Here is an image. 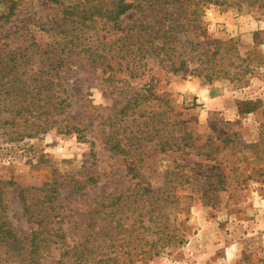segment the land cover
<instances>
[{
  "label": "rangeland",
  "instance_id": "obj_1",
  "mask_svg": "<svg viewBox=\"0 0 264 264\" xmlns=\"http://www.w3.org/2000/svg\"><path fill=\"white\" fill-rule=\"evenodd\" d=\"M14 1V13L9 15L12 1L0 0L1 51L31 43L37 45L35 49L46 47L54 40L49 20L83 0ZM230 1L202 3L191 35L234 39L242 56L257 49L259 54L242 80L221 78L204 84L197 75L155 72L153 63L144 75L128 78L130 86L140 88L151 73H158L157 88L167 91L172 100L164 119L168 123L165 133L173 135L181 129L182 136H187L183 149L160 152L154 141L145 138L139 142L138 160L132 162L134 147L130 153L118 154L102 146L100 123L118 112L126 95L91 71L85 64L89 57L85 51L73 57L74 71L67 72L73 102L65 116L85 117L91 139L55 129L42 137L24 138L0 130V180L4 182L0 213L20 237L26 238L32 226L17 195L20 188L41 186L53 177L64 188L61 205L74 216L70 226L84 222L90 208L103 199L112 201L121 193L136 194L146 188L175 187V196L183 193L180 208H172L175 203L168 201L176 236L164 240L160 253L145 264H264V7L248 8ZM151 8L148 5L147 13ZM141 15L132 8L119 24L124 28L138 24ZM125 35L126 31L107 33L104 53L109 54L111 46L119 49L127 44L126 38L116 42ZM85 37L84 46H97L93 31ZM124 54L113 52L112 56ZM148 104V109L158 111L150 115L160 120L162 107L157 102ZM76 180L82 183L79 189ZM151 196L146 197L150 200ZM0 264H9L3 253ZM44 264H52L51 259Z\"/></svg>",
  "mask_w": 264,
  "mask_h": 264
},
{
  "label": "trees",
  "instance_id": "obj_2",
  "mask_svg": "<svg viewBox=\"0 0 264 264\" xmlns=\"http://www.w3.org/2000/svg\"><path fill=\"white\" fill-rule=\"evenodd\" d=\"M11 1L9 15L16 5ZM224 1L227 0H83L66 6L48 22L52 24L48 31L54 34L52 43L36 49L37 45L31 43L0 50V130L24 138L42 137L55 129L75 133L82 140L91 139L85 117L65 116L73 102L67 72L74 71L73 57L85 51L89 53L85 64L91 71L126 95L112 119L107 116L100 123L104 127L102 146L118 154L130 153V147H134L132 162L138 160L139 142L145 138L154 141L160 152L183 149L187 136H182L181 129L173 135L165 133L168 123L164 119L172 100L167 91L157 88L155 72L197 75L204 84L221 78L236 82L251 70L253 58L259 54L254 48L242 56L234 39H215L206 33L204 39L191 35L199 6ZM230 2L248 8L264 7V0ZM148 5L153 10L147 13ZM135 7L142 12L141 21L121 27V16ZM90 31L98 36L96 47L84 46ZM111 31L121 35L126 31L116 42L124 38L129 42L119 49L111 46L107 54L104 37ZM113 52L125 54L114 58ZM151 63L157 69L150 80L140 88L130 86L128 80L151 70ZM150 102L162 107L160 120L150 115L158 112L148 109ZM75 182L79 189L81 181ZM3 183L0 180V188ZM58 184L53 177L52 182L45 181L41 186L20 188L17 195L25 215L32 220L26 238L20 237L0 213V255L3 253L9 264H44L48 259L52 264H145L160 253L166 245L164 240L176 236L168 201L177 209L183 193L175 196V187L146 188L136 194L121 193L112 201L103 199L90 208L84 222L70 226L74 216L70 208L61 205L64 188ZM1 193L0 189V199ZM148 195L153 199H147ZM182 210L183 207L178 213ZM145 233L157 237L150 240Z\"/></svg>",
  "mask_w": 264,
  "mask_h": 264
},
{
  "label": "crops",
  "instance_id": "obj_3",
  "mask_svg": "<svg viewBox=\"0 0 264 264\" xmlns=\"http://www.w3.org/2000/svg\"><path fill=\"white\" fill-rule=\"evenodd\" d=\"M207 90L205 89V92H206Z\"/></svg>",
  "mask_w": 264,
  "mask_h": 264
}]
</instances>
